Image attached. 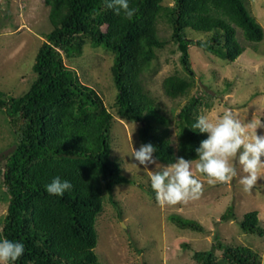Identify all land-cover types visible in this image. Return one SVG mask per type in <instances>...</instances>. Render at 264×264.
<instances>
[{"label":"trees","instance_id":"1","mask_svg":"<svg viewBox=\"0 0 264 264\" xmlns=\"http://www.w3.org/2000/svg\"><path fill=\"white\" fill-rule=\"evenodd\" d=\"M172 1L129 0L137 9L129 20L123 12L116 15L108 9L105 0H45L52 30L36 54L35 79L18 96L0 92V112L15 135L13 149L0 161V202L8 204L0 217V239L25 247L14 264H101L96 253L98 219L107 198L118 206L115 187L134 182L111 154L116 115L141 123L140 141L153 144L154 156L165 165L178 157L198 160L195 150L207 134L193 131L192 125L202 108L210 107V96H191L174 120L133 74L173 42L184 71L166 76L163 88L169 98L179 100L196 85L191 45L233 62L247 47L238 38L239 30L255 44L264 39V28L244 0ZM162 24L171 30L169 37L161 35ZM87 44L113 54L114 111L65 63V57L81 55ZM56 177L72 185L62 196L46 191ZM234 217L224 214L222 219ZM170 219L181 229H202L191 218L173 214ZM240 225L245 233L264 236L258 210L245 213ZM219 248V255L215 248L195 252L197 264L263 263L262 255L248 245L220 241Z\"/></svg>","mask_w":264,"mask_h":264},{"label":"rangeland","instance_id":"2","mask_svg":"<svg viewBox=\"0 0 264 264\" xmlns=\"http://www.w3.org/2000/svg\"><path fill=\"white\" fill-rule=\"evenodd\" d=\"M173 3L172 0H165ZM251 14L264 28V0H244ZM45 0H0V92L18 96L24 93L35 79L33 65L45 34L52 30ZM171 30L161 25V35L170 36ZM246 50L233 62L213 53H206L197 45L190 46L196 85L190 95L179 100L169 98L163 88L166 76L181 70L180 53L171 42L157 50V57L147 66L139 67L133 74L161 106V111L177 119L182 105L195 94L210 96V107L201 113L210 119L231 111L242 122L261 121L264 125V39L250 44L238 32ZM79 79L94 87L103 97L105 105L114 111L117 96L111 67L113 54L104 48L87 44L81 55L65 57ZM140 122H130L115 116L111 131V154L122 165L123 173L133 183L115 187L114 198H108L98 219L96 253L101 264H197L194 254L215 248L222 253L219 242L232 246L248 245L263 257L264 236L245 233L240 225L245 213L258 210L264 227V168L251 191L239 183L245 175L236 164L238 175L228 182L207 183V178L195 170L193 173L203 183L199 199L186 203L161 206L154 198V191L143 165L131 158L133 147L139 149ZM251 129L249 132L251 133ZM264 135V127L256 129ZM14 132L6 115L0 112V161L13 149ZM173 138L177 147V128ZM154 155V154H153ZM155 157V156H154ZM264 159V158H262ZM165 165L164 163L158 161ZM137 164V165H136ZM155 165H148L154 170ZM7 203L0 202V217L7 212ZM121 210V214L119 213ZM235 214L232 219L222 216ZM178 214L202 225L197 231L179 228L170 216ZM233 216V215H232Z\"/></svg>","mask_w":264,"mask_h":264},{"label":"clouds","instance_id":"3","mask_svg":"<svg viewBox=\"0 0 264 264\" xmlns=\"http://www.w3.org/2000/svg\"><path fill=\"white\" fill-rule=\"evenodd\" d=\"M105 5L113 9L116 15L123 12L129 20L137 12V9L130 7L129 0H105ZM259 127H264L261 121L244 123L230 110L213 119L204 113L198 115L192 130L206 133L207 138L195 150L198 157L195 170L206 176L207 183L215 184L235 178L238 175L235 165L238 164L245 173L239 183L246 192L251 191L261 178L260 169L264 168V135L257 134ZM155 152L153 144H141L139 149L133 147L131 158L147 171L157 202L165 206L199 199L203 193V183L193 173L194 161L178 157L176 162L163 165L154 157ZM148 165H155V169L148 170ZM71 188L69 181H61L59 177L46 185L48 194L56 196H62ZM24 251L22 242L0 239V264H14Z\"/></svg>","mask_w":264,"mask_h":264}]
</instances>
